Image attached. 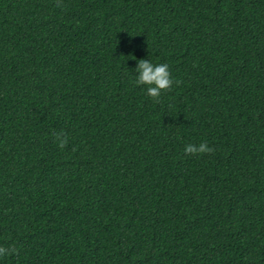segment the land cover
I'll list each match as a JSON object with an SVG mask.
<instances>
[{"label":"trees","instance_id":"1","mask_svg":"<svg viewBox=\"0 0 264 264\" xmlns=\"http://www.w3.org/2000/svg\"><path fill=\"white\" fill-rule=\"evenodd\" d=\"M142 58L182 81L159 103ZM0 245L19 250L0 264H264V0H0Z\"/></svg>","mask_w":264,"mask_h":264},{"label":"clouds","instance_id":"2","mask_svg":"<svg viewBox=\"0 0 264 264\" xmlns=\"http://www.w3.org/2000/svg\"><path fill=\"white\" fill-rule=\"evenodd\" d=\"M62 6V0H57V7ZM137 73L135 85L147 86V94L156 102H160L163 92L169 91L173 84H181L182 81L174 80L167 63L154 64L150 59H139L135 69ZM55 141L63 149L68 144V136L64 132L54 133ZM187 155H201L213 153L215 149L205 141L197 144H188L184 149ZM18 249L12 246L0 245V257L18 253Z\"/></svg>","mask_w":264,"mask_h":264}]
</instances>
